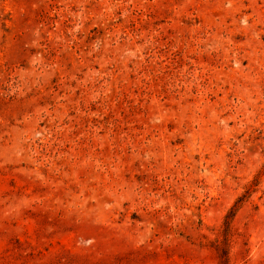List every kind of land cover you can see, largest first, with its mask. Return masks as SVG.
<instances>
[{"label": "rangeland", "instance_id": "obj_1", "mask_svg": "<svg viewBox=\"0 0 264 264\" xmlns=\"http://www.w3.org/2000/svg\"><path fill=\"white\" fill-rule=\"evenodd\" d=\"M0 264H264V0H0Z\"/></svg>", "mask_w": 264, "mask_h": 264}]
</instances>
